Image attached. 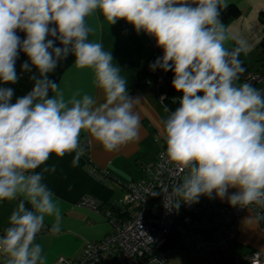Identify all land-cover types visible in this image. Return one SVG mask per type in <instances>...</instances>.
<instances>
[{
	"label": "clouds",
	"instance_id": "obj_1",
	"mask_svg": "<svg viewBox=\"0 0 264 264\" xmlns=\"http://www.w3.org/2000/svg\"><path fill=\"white\" fill-rule=\"evenodd\" d=\"M227 7V0H0V84L20 79L21 52L27 57L21 72L33 81L15 102L14 89L0 87V202L18 201L0 235L6 264H45L36 241L46 218L51 233L61 231L59 199L45 183V174L56 171L47 165L51 156L75 153L78 166L82 133L109 152L140 139L141 98L128 94L104 48L92 22L101 17L108 25L123 19L137 34L154 37L163 55L149 68L172 71V86L182 94L175 110L165 108L160 129L167 160L186 170L172 190L180 199L167 197L168 204L178 208L215 193L233 207L264 208V89L238 83L249 45L222 23ZM69 56L75 68L91 71L100 96L66 94L50 77Z\"/></svg>",
	"mask_w": 264,
	"mask_h": 264
},
{
	"label": "crops",
	"instance_id": "obj_2",
	"mask_svg": "<svg viewBox=\"0 0 264 264\" xmlns=\"http://www.w3.org/2000/svg\"><path fill=\"white\" fill-rule=\"evenodd\" d=\"M228 4L238 7L240 15L223 23L231 34L243 38L249 45L248 53L241 54L240 59L245 71L238 83L248 73L264 68V48L261 40L264 38V0H227ZM93 23L100 26L99 37L104 48L113 55V63L121 69V75L126 79L128 94L140 97L136 106L141 117L140 139L122 145L116 151H106L86 133L81 134V146L84 149L78 166H72L75 153L66 154L63 158L51 156L48 166L55 165L56 171L45 174V183L59 199L62 214V228L59 233H51L48 229L52 223L46 218V231L37 236V241L44 249L45 264H53L60 257H78L85 243L100 240L111 233L112 227L108 220L87 207L78 206L82 196H92L107 206L117 204L123 196L124 184L140 176V169L144 166H154L157 153L160 149L166 150V143L160 134L162 121L167 112L159 100L164 96L166 85L160 78L157 86V77L150 70L149 65L158 57V47L154 37L143 32L137 34L134 27L125 20H118L115 25H108L93 19ZM91 39V37H90ZM229 46H235L231 41ZM145 71L146 75H140ZM150 81L149 84L144 82ZM144 84H143V82ZM58 82L66 94L75 90L89 92L100 96L93 85V76L88 69H77L71 62L60 74ZM179 104L177 105V107ZM86 156L89 163L86 161ZM88 164L107 177L102 181L88 171ZM40 171V169H37ZM236 189H229V193ZM207 197V196H201ZM214 201L229 205L227 198L221 200L215 197ZM18 201L0 202V229L8 227V218L15 209ZM254 251H264V230L256 219L254 212L246 208L237 222V236L231 251L219 258V264H239L242 258ZM179 253V252H177ZM176 254V253H173ZM170 254L167 264H208L200 255L188 254L183 251L180 255ZM0 264H6V257L0 255Z\"/></svg>",
	"mask_w": 264,
	"mask_h": 264
},
{
	"label": "built area",
	"instance_id": "obj_3",
	"mask_svg": "<svg viewBox=\"0 0 264 264\" xmlns=\"http://www.w3.org/2000/svg\"><path fill=\"white\" fill-rule=\"evenodd\" d=\"M159 57L163 50L159 48ZM161 76L157 77V86ZM149 84L150 81L145 79ZM243 82L264 89V68L248 73ZM164 96H159L162 103ZM163 105V104H162ZM175 109L169 110L173 111ZM160 149L154 166H144L140 176L124 184V193L117 204L105 207L92 196H82L78 206L102 214L112 231L100 240L82 247L78 257L60 256L53 264H167L170 254L187 251L202 256L209 264L228 254L237 236V222L246 208L220 204L209 197L197 203L180 202L178 208L168 204L180 198L172 194L182 182L186 170L171 164ZM90 174L107 181L104 174L88 164ZM260 222L264 208L250 205ZM264 230V225H261ZM46 231V228L41 233ZM0 229V235L3 234ZM40 233V234H41ZM39 235V234H38ZM239 264H264V251L245 255Z\"/></svg>",
	"mask_w": 264,
	"mask_h": 264
},
{
	"label": "trees",
	"instance_id": "obj_4",
	"mask_svg": "<svg viewBox=\"0 0 264 264\" xmlns=\"http://www.w3.org/2000/svg\"><path fill=\"white\" fill-rule=\"evenodd\" d=\"M240 15V11L238 7L234 4H228V7L226 9L221 10L220 19L222 23L227 22L229 19L236 18ZM261 18L264 19V14H261ZM18 35L21 36L23 39L25 34L23 32H18ZM261 47L264 48V38L261 40ZM159 49V48H158ZM27 60V57L24 53H20L19 58L16 63V71L18 76H20V79L16 84H0V87H11L14 89V96L13 101L15 102V99L25 95L27 92L31 90L33 87V81L29 79V76L31 73H22L21 72V64ZM73 62V58L69 56V58L65 61H61L60 66L57 68L55 73H51L50 77L55 78L58 81V78L62 71L71 63ZM140 75H146L147 73L145 71H139ZM155 75H160L165 82L166 85V92L162 99V104L165 108L168 110L175 109L178 105L177 98L180 97L182 94L178 93L172 86V79H173V72H164L162 69H157L154 72ZM143 82V81H142ZM144 84V82H143ZM86 161L89 163V160L86 156H84ZM262 217H264V212H262ZM260 225H264V218H261V221L259 222Z\"/></svg>",
	"mask_w": 264,
	"mask_h": 264
},
{
	"label": "rangeland",
	"instance_id": "obj_5",
	"mask_svg": "<svg viewBox=\"0 0 264 264\" xmlns=\"http://www.w3.org/2000/svg\"><path fill=\"white\" fill-rule=\"evenodd\" d=\"M183 252H185V253H188V254H193V253H191V252H187V251H183ZM173 255H180V252L179 253H176V254H173ZM202 257V256H201ZM203 258V257H202ZM204 259V258H203ZM205 260V259H204ZM206 261V260H205ZM207 262V261H206ZM208 263V262H207ZM209 264V263H208Z\"/></svg>",
	"mask_w": 264,
	"mask_h": 264
}]
</instances>
